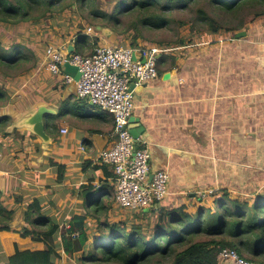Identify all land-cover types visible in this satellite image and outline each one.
Returning a JSON list of instances; mask_svg holds the SVG:
<instances>
[{
    "label": "crops",
    "instance_id": "obj_1",
    "mask_svg": "<svg viewBox=\"0 0 264 264\" xmlns=\"http://www.w3.org/2000/svg\"><path fill=\"white\" fill-rule=\"evenodd\" d=\"M246 30L242 31L246 32L242 38L236 37L240 31L220 32L202 39L192 38L186 46L171 48V52L159 58L158 77L135 89L136 109L132 117L139 118L144 128L142 136L135 140L138 148L150 151L152 172L165 171L169 175V195L164 203L167 207L186 206L195 211L200 205L201 192L208 190L227 189L233 198L251 197L250 192L259 187L264 191V178L260 176L264 175V24L257 21ZM73 38L60 46L74 47L76 37ZM116 42L114 39L111 43ZM149 45L152 44L139 41L141 50ZM40 65L37 70L46 71L53 79L43 60ZM59 81L60 77L49 86L51 95L25 105L20 112L41 102L58 110L56 115L45 118L46 132L52 138L47 149H43L40 139L25 130L17 131L21 135L13 133L5 137L14 136L11 146L0 137L6 158L4 163L0 162V192L10 194L18 190L16 194L22 193L20 196L24 197V192L33 191L30 202L41 199L47 216L58 211H44L51 204L59 208L66 207L68 201L84 205L83 186L90 185L104 193L107 186H112L113 198L116 185L112 167L102 164L98 157L101 151L115 144L113 116L80 100L76 107L62 112L61 105L74 96L65 99L67 86H61ZM6 107L0 111H6ZM5 113L13 117L20 114L13 110ZM53 125H57V132H52ZM62 129L68 133L62 134ZM20 136L29 149L28 155H24L26 163L18 159V153L17 158H11L16 160L15 166L7 170L6 150L20 151ZM64 141L71 144V150L62 145ZM75 144L80 147L78 155L73 149ZM43 151H49L45 157L53 154L54 162L66 166L62 182H56L57 167L47 164L50 158L43 163ZM40 189L49 196L43 198ZM107 197L103 198L107 200ZM16 233L19 232L1 231L0 239L2 242L5 237L11 239L14 247V241L29 246L24 250L45 248L44 243ZM60 238L59 234V241ZM1 241V260L6 262L16 249L13 247L14 251L10 252V246ZM61 250L59 246L58 252ZM60 264L80 263L62 257ZM221 264L232 263L221 261Z\"/></svg>",
    "mask_w": 264,
    "mask_h": 264
},
{
    "label": "trees",
    "instance_id": "obj_2",
    "mask_svg": "<svg viewBox=\"0 0 264 264\" xmlns=\"http://www.w3.org/2000/svg\"><path fill=\"white\" fill-rule=\"evenodd\" d=\"M68 1L0 0V23L37 22L72 5L67 4ZM82 4L83 7L90 6L85 2ZM208 7L215 9L213 15ZM98 9L90 6L88 12L96 19L95 27L109 28L118 36L128 37L130 48L139 49V41H143L171 49L186 46L192 38L243 30L246 17L264 16V0H129L112 14ZM175 11L192 12L194 18L191 21L177 19ZM221 15L225 16V21ZM185 30L189 34H184ZM148 33H156L160 38L152 39ZM75 40L74 53L82 56L93 55L100 44L98 35L84 33ZM25 52H30L31 57ZM171 59L173 67L174 59ZM39 65L40 59L34 51L20 45L7 49L0 39V77L3 76L5 82L29 76ZM5 82L0 81V109L8 105L10 98V88ZM11 121L8 116L0 118V137H8L3 133ZM45 125L48 126L47 120ZM50 128L52 132L56 131V125ZM50 161L57 167L56 182H62L66 166ZM260 176L264 178V175ZM106 190L104 193L90 185L82 187L81 198L86 203L81 213L72 214L68 220L72 227L69 232L57 219L43 213L41 199L29 202L23 216L26 225L19 233L22 238L31 237L35 242L44 243L45 248L30 251L17 247L6 264H60L59 234L65 255L80 264H220L219 254L224 248L264 264V191L260 187L250 192L251 197L245 198H233L229 190L221 189L206 199L198 198L200 205L195 211L186 206H165L167 196L148 209L131 212L127 220L119 222L110 221L106 214L113 206V202H106L112 198L113 188L107 186ZM106 196L109 197L107 200L103 198ZM17 199L19 204L25 200L23 196ZM16 211V208L8 210L0 202V222L3 224L0 231L17 232L10 227ZM73 233H78V237L73 239Z\"/></svg>",
    "mask_w": 264,
    "mask_h": 264
},
{
    "label": "built area",
    "instance_id": "obj_3",
    "mask_svg": "<svg viewBox=\"0 0 264 264\" xmlns=\"http://www.w3.org/2000/svg\"><path fill=\"white\" fill-rule=\"evenodd\" d=\"M88 31L93 32L92 29ZM169 52L171 49L161 48L156 44L142 50L99 46L91 56L71 54L65 47L55 44H49L45 51L47 71L60 77L62 86L74 82L65 73V65L75 66L80 74L79 81L75 82L77 99L91 101L114 118L115 144L112 148L101 151L98 157L102 164L112 167L114 171V201L122 211L148 209L154 203L164 201L169 195L168 173L152 172L150 151L137 147L129 129L130 118L136 109L135 89L158 77L159 58ZM61 133L67 134L68 130L62 129ZM215 193L216 190L205 191L201 193V199ZM219 260L232 264H257L229 248L221 250Z\"/></svg>",
    "mask_w": 264,
    "mask_h": 264
},
{
    "label": "rangeland",
    "instance_id": "obj_4",
    "mask_svg": "<svg viewBox=\"0 0 264 264\" xmlns=\"http://www.w3.org/2000/svg\"><path fill=\"white\" fill-rule=\"evenodd\" d=\"M73 1L74 0H69L67 2V4L72 3V5H68V7H66L63 11H56V13H54L53 15H48V16L42 18L41 20H39L37 22H33L31 20V21L21 22V23L16 24V25L0 23V39L2 40V42L4 43V45L6 46L7 49L10 48L12 45H20L22 48L25 47L27 50L31 49L32 51H34L36 53V55L39 57L40 61L45 60L44 53H45L46 48L49 44H55L57 46H60L61 44H63V42L67 41L69 38H73V36L78 37L84 33L88 34L90 36L98 35L100 37L99 46H114V47L130 48V41H129L128 37H124L123 35H121V36L116 35L115 37L113 36L114 38L109 37L110 38L109 39L107 37L102 36L101 33L97 32L96 27H95V25H96L95 20L96 19L94 17H90L89 13H88L89 7L91 6L93 8H99L98 10H100L101 12H106L108 14H112L114 11L118 12L119 10H121L129 0H79V1H75V2H73ZM208 1L210 2V0H208ZM83 2L90 4V6L83 7V4H82ZM163 4L165 5L166 3H163ZM166 5H170V4H166ZM208 10L210 13L213 12L212 15L214 14L215 9L208 7ZM175 12L177 13V11H175ZM176 17H177V19H183V20L191 21L194 18V13H192V12H190V13L180 12V13H177ZM221 17L224 21L226 20L225 16L221 15ZM244 21L246 23V27L243 30H241L240 32L247 31L246 29L249 28V25L251 26V24H253L257 21L264 24V16L254 18L253 15H249L248 17L245 18ZM89 29H92L93 32L89 33V31H88ZM184 34H189L188 30H185ZM147 35H148V37H151L152 39H159L160 38V36H157L156 33H154V34L148 33ZM116 37H118V38H116ZM114 39H116L117 42L113 44L111 42ZM72 40H74V38ZM75 41H74V44H75ZM117 43H119V44H117ZM65 48L67 49V51L70 49V48H67V46ZM21 52H23V50ZM25 54H29V57H31L30 52H25ZM71 54H75V53L72 52ZM40 68H41V65H40ZM157 70H158V68H157ZM45 72H43V70H41V69H39V70L36 69L29 76H25V77L19 76L16 80L11 81V82H5V78L3 76L0 77V81L2 83L5 82L6 85L8 84L7 86H8V88H10L9 94H8L10 97L8 100L9 103L6 107L7 110L6 111H0V115L6 116L8 113H5V112L12 111V110H13V112H19L20 113L24 109L25 105L31 104V103H33V101L42 100V97L47 98L49 95H51L53 92L51 93L52 90L49 88V86L54 84V82L57 81L58 76H54L53 79L51 78L53 81V82H51L50 75L47 74V72L46 73ZM9 83H11V84H9ZM59 83H61V82L59 81ZM38 98H40V99H38ZM77 105H78V99L76 96H74V97L70 98L67 102H64L61 105V111L62 112L66 111L68 108H70V107L74 108ZM96 110H97V108H96ZM57 129L58 128L56 125V131L55 132H57ZM20 133H17V134H20ZM13 137L14 136H11L10 138H5L2 135L1 138H2L3 142H7L8 144H10L9 146H11ZM21 138H23V137L20 136V139H18L20 151H18L16 153L12 150V152L9 151V153H8L6 150V153L8 155L7 170H8V168L12 170V166H15L16 160H11V158H13V157L17 158L18 153H20L19 154L20 156L18 157V159H22L23 164L26 163V156L28 155L29 149H27V145L25 143V140H24V142H22ZM62 145L65 148L67 147L68 150H71L69 148V146L71 145L69 142L64 141V142H62ZM73 149L75 150L76 154L78 155L80 147L77 144H75L73 146ZM48 152L49 151H45L44 156H42V157L39 156L42 158L43 163L44 162L46 163L48 158H50V160H52V158H54V155L50 154V153L47 157H45L48 154ZM32 154H33V152H32ZM24 155H26V156H24ZM50 160H49V162H47L48 165L51 163ZM1 175L6 176L3 174H1ZM38 181H40V180H38ZM42 181H44V180H42ZM46 184H47V182H46ZM40 191H42V189H40ZM16 193H18V190L14 191V193L12 192L10 194H7V191H4L3 194L2 193L0 194V202L8 210H12V209L16 208L17 213H16L12 223L15 222V224H17V225L11 229L16 230L17 232H20L22 230V228L26 225V223L23 221L24 220L23 219L24 212H25L26 206H27V203L25 204V201L26 202L32 201L33 191L31 192V191L27 190L26 192H24L23 195H24L25 200L22 201V203H20V204L17 203L16 201L18 200L17 197L20 196V194H22V193H20V194H16ZM46 193L47 192L44 193L42 191L41 195H43L42 196L43 198H45V197L47 198L49 196ZM201 193H203V192H201ZM35 196H38V194ZM200 197H201V194H200ZM113 198L108 199L106 201L107 203L113 202V206H112L111 211H108L106 213L109 220L115 221V222H119L121 220H127V218L130 217L131 212L126 211V210L122 211L119 208H117ZM68 202L69 203L64 208H59L57 204L56 205L51 204L49 206H46V208H44V211L46 210L48 212H56L58 209V211L56 213H53V215H51L50 217H52V218L58 217V219H57L58 221H59V218H61V220H62L61 226L63 228H65L64 230L67 232L72 230L71 225L68 223V220L70 219L71 215L76 214V213H81L83 211L82 210L83 204H78L76 202L72 203L70 201H68ZM71 208H73V209H71ZM20 222H22V223H20ZM2 225L3 224L0 222V227ZM27 226H29L28 228L32 229V226L30 224H27ZM2 232H4V231H2ZM0 234H1V231H0ZM16 234L20 235V233H16ZM77 234L78 233H73L71 235L72 238L74 239L77 236ZM67 236H69V234ZM29 238H31V237H29ZM0 241H1V239H0ZM3 242H5V244L10 246V248H11V249H9L10 252H13L14 248L16 249L17 247L20 250H24V249H27L29 247L27 245L20 246L18 243H15V241H14V244H15V247H14L12 240L8 239L6 237L3 239ZM58 246H61V249H62L61 252L59 253V254H61V258L63 257V259H65L67 261L72 260L70 256L65 255L64 250L62 248V244L59 240H58ZM1 248H2V245L0 243V262L3 264H6L7 260H6V262H5V260H1V259H3ZM3 252H4V250H3ZM4 254H5V252H4ZM220 264H221V262H220Z\"/></svg>",
    "mask_w": 264,
    "mask_h": 264
},
{
    "label": "water",
    "instance_id": "obj_5",
    "mask_svg": "<svg viewBox=\"0 0 264 264\" xmlns=\"http://www.w3.org/2000/svg\"><path fill=\"white\" fill-rule=\"evenodd\" d=\"M97 32L101 33L104 37H112L116 36V34L110 30L109 28H104L97 26ZM246 36V32H239L236 34L237 38H242ZM69 52H74V47L71 46ZM135 59V57H134ZM65 73L70 75L74 82L68 85L64 91V98L67 99L69 96H76L77 97V87L75 82L79 81L80 74L78 73V69L75 66L70 64L65 65ZM135 86H132L134 89ZM92 104V102L90 101ZM58 113V110L52 108L45 102L38 103L34 106L26 107L25 111L20 113L18 116L13 117L12 115L8 116L12 119L11 125L7 128V130L3 134L11 135L16 131L25 130L30 132L32 135L36 136L38 139L42 141L43 149H47L48 145L51 143L52 138L46 132V125H45V118L47 116H53ZM5 116H0V118ZM130 132L134 139H139L142 134L144 133V128L140 124L139 118H130V125H129ZM6 160L4 155V147L0 142V162L4 163ZM17 224L11 223L10 227L14 228Z\"/></svg>",
    "mask_w": 264,
    "mask_h": 264
}]
</instances>
